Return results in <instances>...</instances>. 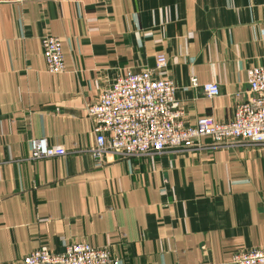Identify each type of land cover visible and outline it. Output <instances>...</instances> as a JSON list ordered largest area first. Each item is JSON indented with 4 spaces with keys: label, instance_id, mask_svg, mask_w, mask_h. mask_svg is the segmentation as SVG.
Here are the masks:
<instances>
[{
    "label": "crops",
    "instance_id": "1",
    "mask_svg": "<svg viewBox=\"0 0 264 264\" xmlns=\"http://www.w3.org/2000/svg\"><path fill=\"white\" fill-rule=\"evenodd\" d=\"M46 35L61 39V73L46 69ZM263 52L264 0H0V264L73 242L107 247L109 264H230L264 249V145L202 137V148L97 164L86 112L163 53L183 122H228ZM37 137L65 154L30 159Z\"/></svg>",
    "mask_w": 264,
    "mask_h": 264
},
{
    "label": "built area",
    "instance_id": "2",
    "mask_svg": "<svg viewBox=\"0 0 264 264\" xmlns=\"http://www.w3.org/2000/svg\"><path fill=\"white\" fill-rule=\"evenodd\" d=\"M41 46L47 71L63 72L61 39L42 36ZM165 71L166 57L159 53L155 56L153 68L126 70L116 76L97 100L87 105L86 112L95 133V144L89 152L97 164H103L107 154L131 158L202 148L199 143L202 137H209L215 146H223L229 140L264 145V52L261 63L248 70L246 99L236 104L228 122L205 116L197 118L193 125H186L175 98L176 86ZM190 86H197L195 77L190 78ZM202 91L207 98H213L219 94V86L213 81L206 82ZM29 146L30 159L65 154L62 145L50 144L46 137L31 138ZM112 262L114 259L107 247L73 242L57 253L41 246L24 256L20 264ZM230 264H264V249L237 251Z\"/></svg>",
    "mask_w": 264,
    "mask_h": 264
}]
</instances>
